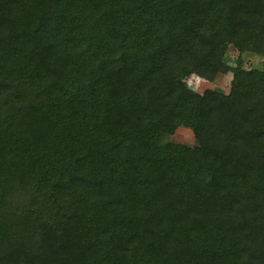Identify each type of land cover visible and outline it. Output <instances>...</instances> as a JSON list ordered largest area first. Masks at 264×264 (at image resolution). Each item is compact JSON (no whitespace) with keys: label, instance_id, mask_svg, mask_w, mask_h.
<instances>
[{"label":"trees","instance_id":"obj_1","mask_svg":"<svg viewBox=\"0 0 264 264\" xmlns=\"http://www.w3.org/2000/svg\"><path fill=\"white\" fill-rule=\"evenodd\" d=\"M246 53L264 0H0V264H264Z\"/></svg>","mask_w":264,"mask_h":264},{"label":"rangeland","instance_id":"obj_2","mask_svg":"<svg viewBox=\"0 0 264 264\" xmlns=\"http://www.w3.org/2000/svg\"><path fill=\"white\" fill-rule=\"evenodd\" d=\"M237 51L233 47H229L226 53L227 62L232 65L235 62V58L237 55ZM264 57L256 56L249 53H246L244 56V67L247 65L251 66H261ZM231 80V73L220 74L218 75L214 81L208 82L202 78L196 77L195 75H191L187 79V84L189 87L193 88L197 92H202L205 89H215L222 93H227L229 89V82ZM171 140L176 143L186 144V145H195L196 141L193 136V133L190 129L185 127H178L174 134L171 137Z\"/></svg>","mask_w":264,"mask_h":264}]
</instances>
